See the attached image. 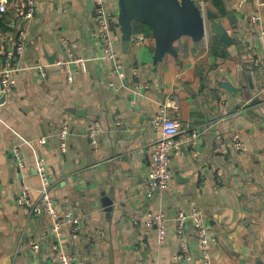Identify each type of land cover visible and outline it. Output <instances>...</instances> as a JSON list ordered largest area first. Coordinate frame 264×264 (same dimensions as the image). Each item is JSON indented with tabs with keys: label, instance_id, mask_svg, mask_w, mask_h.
<instances>
[{
	"label": "crops",
	"instance_id": "0c3cea01",
	"mask_svg": "<svg viewBox=\"0 0 264 264\" xmlns=\"http://www.w3.org/2000/svg\"><path fill=\"white\" fill-rule=\"evenodd\" d=\"M4 1L10 9L22 4ZM193 1L218 17L230 46L210 34L204 18L201 40L181 37L175 55L155 63L151 32L133 22L126 49L116 18V70L93 38L91 0H34L13 92L0 99V264H58L60 253L76 264H203L190 220L184 238L191 259H174L175 217L191 209L205 217L210 264H264V9L256 0ZM105 3L117 16L118 0ZM10 15L0 18L6 22ZM5 28L0 39L11 36ZM63 42L88 60L86 73L74 70L71 81L55 65L68 58ZM173 97L176 111L168 107ZM163 111L179 123L181 149L170 157L169 189L147 198L143 186L160 136L152 121ZM63 122L69 131L65 155L58 139ZM92 123L100 129L95 146L87 138ZM39 160L61 211L80 220L76 240L69 226L56 234V221L31 215L16 201L24 189L32 200L39 197ZM103 196L112 202L110 212ZM147 213L165 215L161 245L155 227L144 224Z\"/></svg>",
	"mask_w": 264,
	"mask_h": 264
},
{
	"label": "built area",
	"instance_id": "2783aa9c",
	"mask_svg": "<svg viewBox=\"0 0 264 264\" xmlns=\"http://www.w3.org/2000/svg\"><path fill=\"white\" fill-rule=\"evenodd\" d=\"M20 2H22V4L19 7L10 9L7 1L0 0V16L4 17L11 14L9 19L4 23L12 32L11 36L2 37L0 39V99L6 98L13 92L15 75L18 72L17 62L24 51L23 30L25 25L32 20L35 14L34 0H21ZM256 2L260 9H264V0H256ZM91 3L93 6L94 21L93 38L103 48L104 57L115 64L117 70L120 68L119 60L117 59L111 41V28L117 16L111 13L105 0H91ZM139 40H143V38L141 37ZM62 47L67 52L68 58L66 60H57L55 65L64 70L67 80L71 81L74 70L81 74H85L88 60L85 57L75 56L66 42L62 43ZM259 70L264 79V52L263 58L259 63ZM168 107L174 111L179 109L177 97H173ZM152 126L159 130L160 136L153 146L150 165L143 186L144 194L147 198L152 197L156 192L164 193L169 189L173 179L170 157L180 152L182 143L178 138L180 135V126L175 117L168 116L166 112L163 111L152 121ZM99 132L100 129L97 123H92L88 128L87 138L90 140L92 146L97 144L96 136ZM68 137L69 131L67 122H63L58 133L59 151L62 155H65L67 152ZM239 147L240 144L236 143V148ZM13 155L19 167H22L23 161L19 149H15ZM36 171L43 185L39 197L37 200H32L28 191L24 189L21 191V194L17 196V203L20 206L26 207L31 215L43 213L56 221L53 227V232L56 234H59L61 225L69 226L72 239L76 240L80 230L79 218L70 211L62 212L60 206L53 199L47 170L42 160L37 162ZM145 216V226L155 227L157 232V243L159 245L163 244L166 235L165 215L162 213L156 215L147 213ZM57 220H60V223L57 222ZM188 220L192 221L202 245V263L210 264V256L207 248L209 241L207 238L205 217L203 213L197 209H191L188 213L180 212L175 217L179 253L175 255L174 259L177 261H190L191 259V254L184 238L185 223ZM31 245L34 250L38 248L36 243H31ZM57 262L58 264H76L74 258L65 253H60L58 255Z\"/></svg>",
	"mask_w": 264,
	"mask_h": 264
},
{
	"label": "water",
	"instance_id": "95a60500",
	"mask_svg": "<svg viewBox=\"0 0 264 264\" xmlns=\"http://www.w3.org/2000/svg\"><path fill=\"white\" fill-rule=\"evenodd\" d=\"M117 16L123 47L126 49L132 37L133 22L149 29L155 41V63L166 54L175 55L173 45L181 37H190L194 42L201 40L205 36L204 18L209 23L211 35L226 46L232 43L227 30L216 22L218 17L209 10L204 12L193 0H118ZM223 86L231 90L227 83H223ZM249 87L253 89V83ZM4 100L5 98H1V102ZM101 203L110 212L111 200L103 196Z\"/></svg>",
	"mask_w": 264,
	"mask_h": 264
},
{
	"label": "trees",
	"instance_id": "16d2710c",
	"mask_svg": "<svg viewBox=\"0 0 264 264\" xmlns=\"http://www.w3.org/2000/svg\"><path fill=\"white\" fill-rule=\"evenodd\" d=\"M4 24H5V23H4L3 20L0 18V28L3 29V30L6 29ZM144 28H145L147 31H149V29H148L147 27H144Z\"/></svg>",
	"mask_w": 264,
	"mask_h": 264
}]
</instances>
